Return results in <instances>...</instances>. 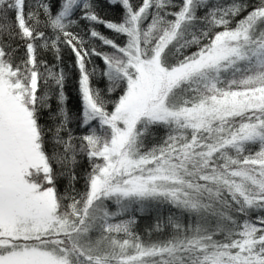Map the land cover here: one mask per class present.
Listing matches in <instances>:
<instances>
[{"label": "snow or ice", "instance_id": "obj_1", "mask_svg": "<svg viewBox=\"0 0 264 264\" xmlns=\"http://www.w3.org/2000/svg\"><path fill=\"white\" fill-rule=\"evenodd\" d=\"M0 264H264V0H0Z\"/></svg>", "mask_w": 264, "mask_h": 264}, {"label": "trees", "instance_id": "obj_2", "mask_svg": "<svg viewBox=\"0 0 264 264\" xmlns=\"http://www.w3.org/2000/svg\"><path fill=\"white\" fill-rule=\"evenodd\" d=\"M104 3H106V0H104ZM101 14L104 16L105 19H111V20H115V21H119L120 18H121V12H120L119 7L115 8V9L110 8V7H105L102 10ZM100 30L102 32H104L106 35H112L109 31L104 29L103 26H100ZM97 46L99 47V42L98 41H97ZM66 58L69 60L70 63L72 62V57H71L70 53H68L66 55ZM68 88H69V91H70L71 95L74 98L75 97L74 85L70 83ZM149 223H151V218H145V217L141 216L139 218L138 228L141 231H143L144 227L146 225H148Z\"/></svg>", "mask_w": 264, "mask_h": 264}]
</instances>
